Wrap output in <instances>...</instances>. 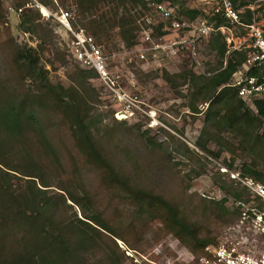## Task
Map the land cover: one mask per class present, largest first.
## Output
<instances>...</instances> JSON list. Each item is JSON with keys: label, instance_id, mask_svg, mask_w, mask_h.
<instances>
[{"label": "trees", "instance_id": "1", "mask_svg": "<svg viewBox=\"0 0 264 264\" xmlns=\"http://www.w3.org/2000/svg\"><path fill=\"white\" fill-rule=\"evenodd\" d=\"M41 1L46 6H54L52 0ZM58 1L64 9L74 6L76 19L72 25L83 28L105 47L114 44V36L126 47L136 43L140 30L138 20L146 9L144 0ZM249 1L234 0L237 6ZM30 5L33 6L29 0H16L15 7L32 12ZM181 8L188 16L195 15L182 4ZM40 17L37 9L34 17L23 12L19 26L44 42L51 32L42 27ZM0 18L2 23V14ZM205 48L213 51L214 60L207 62L205 73L195 74L188 68L177 75L182 82L191 79L192 92L187 104L191 112H201L196 102L206 103L196 145L216 157L220 150L239 153L242 158L238 169L240 175L264 184V94L253 100L252 108L238 97L236 88L231 85L232 75L244 62L246 51L235 49L226 55L220 33H212ZM40 49L41 45L20 47L10 36L0 41L2 60L11 74L0 79V264H86L100 243L104 244V254L110 264L122 262L121 253L117 254L106 240L116 245L114 237L125 240V230L116 228L115 221L96 205L94 195L81 181V175L84 177L82 165L98 170L102 185L122 197L124 204L115 213L131 215L126 231L139 234L150 226L147 220H159L160 230L171 233L200 257L203 247L213 244L214 238L208 233L204 220L220 225L223 219L238 215L239 206L231 208L227 202L230 198L248 201L244 197L245 187L235 180L222 181L218 188L223 196L218 200L198 197L195 201L197 218L193 220L186 215L191 205L184 208L175 199L132 184L127 171L106 153L120 134L105 129L104 135L97 133L90 123V109L96 103V97L85 81L95 77L96 72L75 63L72 85L64 87L53 83L48 70L40 64ZM61 53L68 56L65 49ZM164 79L171 88L178 87L167 73ZM54 118L67 122L65 127L76 150L65 149L68 174H59L64 168L60 160L61 149L53 144L46 127ZM114 121L124 123V120ZM134 126L140 130V124ZM140 132L145 135L144 131ZM108 134L111 139L105 148ZM209 142L217 145L219 150L212 152L207 147ZM183 151L191 157L190 153H195L185 145ZM195 156L198 155L195 153ZM77 160L85 163L80 165ZM225 164L232 166L230 161ZM50 165L58 172L60 180L55 186L61 191L55 196L47 195L51 184L43 175ZM14 178L19 184L13 182ZM67 199L71 204L66 202ZM72 204L79 208L80 217L74 212L71 216L64 215L61 220L56 219L54 212L60 206L64 210ZM11 229L18 232L9 235Z\"/></svg>", "mask_w": 264, "mask_h": 264}, {"label": "rangeland", "instance_id": "2", "mask_svg": "<svg viewBox=\"0 0 264 264\" xmlns=\"http://www.w3.org/2000/svg\"><path fill=\"white\" fill-rule=\"evenodd\" d=\"M52 1L55 7L53 5L46 6L41 0H29L33 4V6L30 5L31 10H33L30 12L26 8H16V0H1L0 14L3 15V22L0 23V41L6 36H10L20 47L41 45L42 49L39 51L40 64L48 70V77L53 83H60L64 87H69L74 82L77 63L66 54L62 55L61 52L64 49L66 51V42L70 39L71 34L51 14L59 13L60 9L67 10L71 27L75 30L77 27L72 25L76 19L75 7L64 9L58 0ZM36 2H39L40 6H37ZM178 3H180L179 5L182 4L181 1ZM36 9L41 15L42 27L45 31L51 32V36H47L48 39L44 42H41V39L36 35L25 31L24 27L19 26L21 13L26 12L34 17ZM46 13L49 16H46ZM141 16L143 17L139 18V33L142 31V27L147 29L152 26V31L148 30L151 34L152 44H143V46L149 47L153 44H159L158 47L145 51L146 59H140L138 50L133 49V46L122 45L117 36H114V44H111L109 48L105 47L104 44L99 43V45L108 57V68L118 76L119 84L130 94L136 95L143 108L154 111L157 123L150 124V118L145 115L140 116V120L130 117L125 120L117 119L114 112L118 105L114 103L96 76L89 77L85 81L89 87L93 88L96 97V103L90 109V116H92L90 123L93 128L97 129V133L101 132L104 135L105 129L106 132L109 130L113 134H120L114 139L108 151L106 149V153L107 155L111 154L114 162L127 171L132 184L160 193L164 197L175 199L184 208L191 205L186 215L196 220L195 206L197 203L195 201L198 200V197L218 200L223 196L218 185L222 181L230 183L233 180L228 173L222 172L219 167L224 166L228 170H238L242 158L237 152L229 153L225 150H220L219 156L216 157L212 153L199 149L196 145L203 124V111L206 103L196 102L197 108L201 112H191L187 107L192 92L191 79L187 78L184 80L185 82H182V79L177 75L188 68L195 74L205 73L209 65L207 62L213 63L214 61L213 51H207L205 48L206 40L196 41L198 53L193 56L187 43L183 49H177V45L171 43L176 38L175 33L167 31L165 39L160 38L163 31L160 26L156 25L160 19L154 13L145 10ZM184 17L189 16L184 13ZM145 18L154 23H147ZM139 33L136 44L139 43ZM165 44L167 45L163 47ZM195 58L201 62L199 69L195 67ZM166 73L178 84L176 89L171 88L165 81ZM10 75L0 52V79ZM55 119L50 121L46 127L49 128L48 132L53 144L57 146L58 150L61 149L60 160H62L61 163L64 168L59 174L62 172L68 174L65 149H70L72 152L76 150L72 147L68 129L65 127L67 122ZM114 120H124V123L118 124ZM137 123L141 125L140 130L134 126ZM141 130L145 132V135L141 134ZM228 138L230 141L233 140L229 134ZM110 139L108 134L104 143L105 148L109 146ZM59 140L64 146H61L62 143ZM184 145L195 152L200 159L195 156V153H190L193 157L185 154ZM207 147L212 152L219 150L218 146L211 142L208 143ZM228 161L232 162L231 167L225 164ZM78 163L82 165L85 161H78ZM46 170V174H43L44 178L51 184L48 187L47 195H58L57 191H61L56 187L60 183L58 172L54 171L52 165ZM198 171L201 172L196 175ZM81 172L84 175V177L81 175V181L94 195L96 205L111 217V221H115L116 228L125 230V240L114 237L116 245L106 240L117 254L121 253L122 262L120 264H200L198 253L191 252L188 246L182 244L171 233L159 229L161 226L159 220L150 222L147 220L150 226L139 234L126 231L125 228L131 219V215L129 216L128 212L124 216L115 213L116 209L124 204L122 197H119L120 195L112 189L102 185L98 170L82 165ZM13 182L19 184L17 178H14ZM244 193L245 200H250L249 195L245 191ZM66 202L71 204L68 199ZM227 205L231 208L235 207L234 199L230 198ZM74 212L78 217L81 216L79 208L72 204L71 208L65 207L64 210L60 206L54 214H57L58 218L55 217L56 219L61 220L64 215L71 216ZM198 220L202 221L201 219ZM203 224L208 227V233L213 235V244L218 243L227 235L233 239L244 235L250 241L247 242V249L256 254L264 251V235L254 234L252 230L245 228V224L240 223L239 214L223 219L220 225L210 224L206 220ZM12 232H18V230L11 229L9 235ZM127 251L130 253L129 255ZM86 264H110L104 254V244L100 243L96 247L90 259L86 260Z\"/></svg>", "mask_w": 264, "mask_h": 264}, {"label": "built area", "instance_id": "3", "mask_svg": "<svg viewBox=\"0 0 264 264\" xmlns=\"http://www.w3.org/2000/svg\"><path fill=\"white\" fill-rule=\"evenodd\" d=\"M179 1L195 15L191 12V16L184 17L185 10L181 8ZM144 2L145 10L154 13L160 19L156 22L163 31L160 38L165 39L167 31L176 34V38L171 43L177 45V49H183L187 43L191 54L196 56L198 53L196 41L207 40L212 33H220L226 46V55L235 49L246 51L244 62L232 75L231 85L236 88L238 97L251 107L253 100L264 94V0H250L240 6H237L234 0L175 2L144 0ZM39 4L36 2L37 6H40ZM45 15L49 16L48 13ZM51 15L71 34L66 42L68 56L81 67L94 70L102 87L118 105L114 116L125 120L129 117L139 119L140 116L145 115L150 118V124H156L154 111L143 108L137 96L130 94L119 84L118 76L108 68V57L96 39L83 29L73 30L67 10L60 9L59 13ZM145 20L149 24L154 23L148 18ZM149 29L152 31V26L147 29L142 27L139 43L133 45V49L138 50L140 59H146L147 49L159 46V44L143 46V44H152ZM194 63L195 67L201 68L198 59L195 58ZM252 70L255 71L254 74L249 73ZM219 169L245 187L250 197L248 201H235V205L239 206L240 223L245 224V228L252 230L254 234L264 235V184L250 177L241 176L238 170H228L224 166H220ZM248 241L249 239L244 235L234 239L227 235L216 244L204 246L203 254L198 258L199 263L264 264V251L256 254L247 249ZM127 254L130 253L127 251Z\"/></svg>", "mask_w": 264, "mask_h": 264}, {"label": "bare ground", "instance_id": "4", "mask_svg": "<svg viewBox=\"0 0 264 264\" xmlns=\"http://www.w3.org/2000/svg\"><path fill=\"white\" fill-rule=\"evenodd\" d=\"M43 11H45L44 8H43Z\"/></svg>", "mask_w": 264, "mask_h": 264}, {"label": "crops", "instance_id": "5", "mask_svg": "<svg viewBox=\"0 0 264 264\" xmlns=\"http://www.w3.org/2000/svg\"><path fill=\"white\" fill-rule=\"evenodd\" d=\"M250 106V105H249ZM251 107V106H250ZM252 108H253V106H252Z\"/></svg>", "mask_w": 264, "mask_h": 264}]
</instances>
